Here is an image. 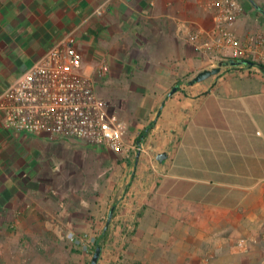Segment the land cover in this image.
Here are the masks:
<instances>
[{"label": "crops", "instance_id": "1", "mask_svg": "<svg viewBox=\"0 0 264 264\" xmlns=\"http://www.w3.org/2000/svg\"><path fill=\"white\" fill-rule=\"evenodd\" d=\"M200 1L0 0V93L71 33L85 76L98 78L97 68L106 66L101 96L111 100L115 86L133 100L130 106L119 98L112 112L127 125L126 141L139 143L134 159L142 179L108 203L113 225L101 232L118 238L97 264H252L248 256L264 250V73L222 67L190 84L219 57L208 60L188 40L213 25ZM240 2L236 36L264 35V0ZM89 57L94 72L84 65ZM55 140L69 139L19 133L0 118V219L30 221V236L60 234L54 221L73 214L80 220L85 211L84 202L54 198L53 157L63 161L54 156ZM155 148L153 162L148 150ZM95 205L87 208L94 213ZM240 236L255 244L233 255L229 243Z\"/></svg>", "mask_w": 264, "mask_h": 264}, {"label": "built area", "instance_id": "2", "mask_svg": "<svg viewBox=\"0 0 264 264\" xmlns=\"http://www.w3.org/2000/svg\"><path fill=\"white\" fill-rule=\"evenodd\" d=\"M200 6L211 13L213 25L208 30L196 28L188 35L196 51L208 60L213 55L264 65V35L240 39L233 30L244 11L238 0H201ZM81 68L82 54L69 33L0 93L3 125L34 136L80 140L121 157H128L130 151L139 152L140 147L126 141L125 124L98 96L93 80ZM105 73L106 66L101 64L96 71L98 79H103ZM260 237L264 241V220ZM251 242L255 241L241 239L235 248L246 252Z\"/></svg>", "mask_w": 264, "mask_h": 264}, {"label": "rangeland", "instance_id": "3", "mask_svg": "<svg viewBox=\"0 0 264 264\" xmlns=\"http://www.w3.org/2000/svg\"><path fill=\"white\" fill-rule=\"evenodd\" d=\"M238 1L240 2V0ZM240 4L242 5L241 2ZM227 59L229 58L222 56L215 59L213 68L218 67L219 64H221V68H230L223 64L227 62ZM87 60L88 62H84V65L91 66L94 72L96 66L91 61V57ZM191 78L189 76L185 80ZM91 79L96 93L108 102L111 111L116 110L113 104L117 105L119 98L126 99L125 88L119 89L115 86L108 90L111 100L101 96L104 91H107L106 86L101 84L104 80H99L94 75ZM128 93H134V90L130 89ZM126 100L127 104L131 106L133 100L129 97ZM128 126L136 127L138 125L128 124ZM152 126L153 123L147 125L149 128ZM127 135L131 137L130 132H127ZM59 141L53 142V151L54 156L58 155L63 161L59 162L53 157V182L54 187H58L54 189L53 195L55 199L68 204L84 202L83 218L75 219L76 214H73L70 220L54 221V225L62 228L60 234L45 237L30 236L32 227L28 220L0 219V264L12 260L36 261L39 264H47V262L48 264H89L94 250L97 248L96 242L100 246V252L102 249L113 248V244L116 243L118 237L109 233L103 234L101 230L104 225H113V220L108 219V203L128 196L132 181L142 179L141 172H137V168L135 169L134 154L137 153V150L130 151L128 158H122L108 151L91 148L75 139H69L64 143ZM128 141L133 145H139L133 138H129ZM158 150L157 148L148 150L153 151L150 153L153 162L154 153ZM101 202L107 204L101 206ZM87 203L96 204L97 211L93 213L89 210ZM245 238L243 236L232 238L229 247H231L233 255H245L251 251V245L255 243H251L248 250L243 253L234 248L239 240ZM262 253L254 251V256L250 255L248 258L253 259L252 264H264V250ZM212 255L213 253H210L205 258L212 257L210 259H213ZM245 260L250 262L247 257Z\"/></svg>", "mask_w": 264, "mask_h": 264}, {"label": "water", "instance_id": "4", "mask_svg": "<svg viewBox=\"0 0 264 264\" xmlns=\"http://www.w3.org/2000/svg\"><path fill=\"white\" fill-rule=\"evenodd\" d=\"M243 63L251 65V63L248 62V61H244ZM230 64L233 65L234 64L233 61H231ZM220 68H221V64H219V66L216 67V68L204 69V70L200 71L199 73H197L193 77V79L190 81V84L196 83V82H201V81L209 78L210 76L216 75L220 71ZM164 158H166V154L165 153H160V154L157 155L156 160L161 162ZM99 256H100V248L97 247L94 250V253H93L92 257H91V260H90L89 264H97Z\"/></svg>", "mask_w": 264, "mask_h": 264}, {"label": "trees", "instance_id": "5", "mask_svg": "<svg viewBox=\"0 0 264 264\" xmlns=\"http://www.w3.org/2000/svg\"><path fill=\"white\" fill-rule=\"evenodd\" d=\"M231 61H233V63H234L233 65L230 64ZM244 61L250 62L251 65L244 64L243 63ZM223 64L224 65H228L232 69L237 68L238 66H243L244 68L257 67L262 73H264V65L261 64V63H257V62L251 61V60H239V59H231V58H229V59H227V62L223 63ZM147 129H149V128H147ZM145 132H146V130L143 133L140 134L138 141L145 135ZM95 246L100 248V246L98 245L97 242L95 243Z\"/></svg>", "mask_w": 264, "mask_h": 264}]
</instances>
